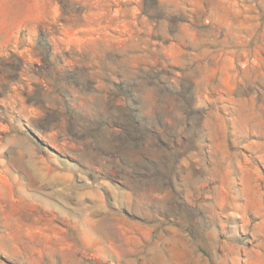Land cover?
Returning a JSON list of instances; mask_svg holds the SVG:
<instances>
[{
    "label": "rangeland",
    "instance_id": "obj_1",
    "mask_svg": "<svg viewBox=\"0 0 264 264\" xmlns=\"http://www.w3.org/2000/svg\"><path fill=\"white\" fill-rule=\"evenodd\" d=\"M0 264H264V0H0Z\"/></svg>",
    "mask_w": 264,
    "mask_h": 264
}]
</instances>
